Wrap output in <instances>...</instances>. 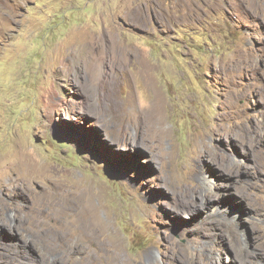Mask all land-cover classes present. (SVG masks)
<instances>
[{
    "label": "rangeland",
    "instance_id": "obj_1",
    "mask_svg": "<svg viewBox=\"0 0 264 264\" xmlns=\"http://www.w3.org/2000/svg\"><path fill=\"white\" fill-rule=\"evenodd\" d=\"M210 263L264 264V0H0V264Z\"/></svg>",
    "mask_w": 264,
    "mask_h": 264
},
{
    "label": "bare ground",
    "instance_id": "obj_2",
    "mask_svg": "<svg viewBox=\"0 0 264 264\" xmlns=\"http://www.w3.org/2000/svg\"><path fill=\"white\" fill-rule=\"evenodd\" d=\"M245 261V260H244ZM211 264V263H210ZM212 264H215V263H212Z\"/></svg>",
    "mask_w": 264,
    "mask_h": 264
}]
</instances>
